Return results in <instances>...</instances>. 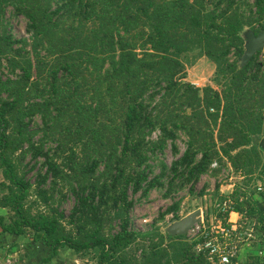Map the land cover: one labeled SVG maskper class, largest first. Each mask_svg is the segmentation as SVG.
<instances>
[{"label": "trees", "instance_id": "1", "mask_svg": "<svg viewBox=\"0 0 264 264\" xmlns=\"http://www.w3.org/2000/svg\"><path fill=\"white\" fill-rule=\"evenodd\" d=\"M9 7L27 18L31 42L13 37ZM247 27L264 29V0H0V69L6 62L15 75L0 78V208L11 212L9 221L0 214V233L41 241L52 251L45 260L68 246L83 255L97 250V264H131L125 251L143 233L131 225L130 192L193 190L225 158L246 181L260 179L264 63L258 51L239 65ZM194 49L215 64L222 90L184 80L180 56ZM36 117L42 123L34 128ZM157 130L159 138L149 139ZM180 131L188 136L183 154L150 177L151 154L168 141L177 152ZM50 140L55 148L46 147ZM19 151L32 167L41 163L35 187L19 171ZM60 185L75 198L69 215ZM238 191L234 211L263 223L264 212ZM31 195L46 210L33 211ZM113 219L118 229L108 231L105 221ZM157 235L163 243L165 235ZM178 247L184 264H209L194 241ZM151 256L160 261L163 254Z\"/></svg>", "mask_w": 264, "mask_h": 264}, {"label": "rangeland", "instance_id": "2", "mask_svg": "<svg viewBox=\"0 0 264 264\" xmlns=\"http://www.w3.org/2000/svg\"><path fill=\"white\" fill-rule=\"evenodd\" d=\"M12 7L6 9L5 18L9 22V29L15 39L26 38L28 43L32 41L31 33L27 30L28 20L25 16H14L12 15ZM253 31L251 28H246L243 32L245 37V44L248 41V34ZM20 44L17 45V47ZM27 49H31V45H27ZM246 50V49H245ZM45 51H43V54ZM182 61L186 64V77L184 80L190 81L196 87H205L207 85L213 86L216 90L223 89L224 79L217 77L216 66L215 64L206 56H201L198 49H194L188 53L182 54ZM231 59H235V56H231ZM259 60L264 63V52H261L259 55ZM244 60L240 59L239 65L242 66ZM6 76L15 77L14 74L9 73L4 62V67L0 69V78H6ZM42 121L40 117H36L33 127L36 128L41 125ZM217 131L215 130V137H217ZM160 131H155L149 139L157 140L159 138ZM41 134L37 135L36 138H40ZM188 136L183 131L179 132V138L176 140L177 152L172 148V144L168 141L166 147L163 150H158L156 153L151 154L149 163L151 169L149 171L150 177H153L160 173L162 165L165 164L168 168L171 167L174 160L178 159L186 149V141ZM57 142L49 141L46 145L47 148H55ZM78 152L79 157L83 155L81 151L82 147H75ZM67 152H65L66 155ZM226 160V159H225ZM15 161L18 165L19 171L21 173L27 174V179L31 181L33 187L36 186L37 174L40 170L41 163L37 164L35 167V161L31 160L30 155H23L22 151H19L15 154ZM41 162L43 159L40 160ZM218 161L220 165L219 160ZM225 169L226 166L222 165ZM103 168V166H102ZM235 170V169H234ZM45 168L43 169V172ZM2 171L0 170V175ZM256 175V174H255ZM230 178L229 171H223L220 167H210V171L207 174H204L200 181L195 185V187L190 189V184H185L181 186L176 191L172 192V195L167 197L165 196L166 188H155L152 189L149 194L146 196L142 195L141 192L133 194L130 192V197L135 201V207L131 212V225L132 228L138 232H142L143 235L139 236L137 240L125 251V255L130 260L131 264H184L185 259L182 257V254L179 252L178 243L180 241L190 242V238L187 235H184V238L172 240L166 233L167 227L180 218L187 216L188 214L201 209L204 213L205 219L210 221L211 216H216L218 214V209L216 204L223 199L224 194L221 195L219 186L224 180ZM247 179V178H246ZM51 178L49 179L46 187H49L51 184ZM256 180L252 179L251 181H246L247 186L245 185V180L237 182L241 185L244 184L248 187L249 190H256ZM251 184V185H250ZM52 185V184H51ZM63 191L67 194L66 198L63 200L61 209L65 210L66 215H69L72 207L75 203L74 196L67 192V187L60 185ZM253 189V190H252ZM237 190V189H236ZM232 196H235V192ZM241 188H239V193ZM5 191L0 190V196H2ZM57 197L60 196L59 193L56 194ZM35 196L31 195L29 198V204L32 206L33 211L46 210L44 205L35 201ZM176 201H180L179 208L175 213H168L163 218H160V214L164 212L170 205L174 204ZM0 214H5L7 221L11 217V212L9 208L1 209ZM106 227L109 231H114L118 229V222L113 219L112 221L106 220ZM110 222H112L113 228L110 229ZM151 233V236L147 235ZM161 233L165 235L163 243L161 242L160 237L157 235ZM156 245V246H155ZM153 251H161L163 254L161 260L159 261L156 257H152L151 253ZM88 263L97 264L96 256L98 255L97 250H90L84 254Z\"/></svg>", "mask_w": 264, "mask_h": 264}, {"label": "built area", "instance_id": "3", "mask_svg": "<svg viewBox=\"0 0 264 264\" xmlns=\"http://www.w3.org/2000/svg\"><path fill=\"white\" fill-rule=\"evenodd\" d=\"M212 167L229 171L230 177L234 171L233 167L227 166L224 169L218 161H214ZM262 187L259 185L258 190L261 191ZM234 205L235 200L232 195H226L216 204L218 214L211 216L210 221L205 219L202 212V221L195 223L188 232L190 241L195 242V250L204 254L209 264H262L260 258L264 259V229L260 234L256 224H249L248 218L242 214L240 220L231 219ZM260 240L262 243L257 254L259 261L254 262L241 257L243 244L251 246ZM15 262L13 257L0 255V264H15Z\"/></svg>", "mask_w": 264, "mask_h": 264}, {"label": "crops", "instance_id": "4", "mask_svg": "<svg viewBox=\"0 0 264 264\" xmlns=\"http://www.w3.org/2000/svg\"><path fill=\"white\" fill-rule=\"evenodd\" d=\"M257 141L264 157V132ZM224 166L233 167L227 159L225 160ZM3 180L4 176L2 173L0 175V182ZM242 180L246 181L245 176L234 170L231 177L220 184L218 189L221 192L220 194H224V196L232 195L236 189L241 188L244 192V197L246 195L250 197L255 208L264 212V173L261 174L260 179L256 180L255 191L249 190L248 187L242 183L241 185L237 183ZM259 185L263 186L261 191L258 190ZM240 216L241 213L239 211H234L230 215V218L233 220H240ZM248 223L256 224L258 232L260 234L263 232L264 221L262 223L257 216L251 217L250 219L248 218ZM261 243L262 240H260V242L256 241L251 246L243 244L240 253L241 257L254 262H256L257 259L259 261V256L257 254ZM51 253L52 251L41 241H33L30 236L0 233V255L13 257L16 261L15 264H89L87 259H84L86 257L85 255L76 253L68 246L61 247L55 256L51 257L49 260H45L50 257ZM260 261L263 262L264 259L260 258Z\"/></svg>", "mask_w": 264, "mask_h": 264}, {"label": "water", "instance_id": "5", "mask_svg": "<svg viewBox=\"0 0 264 264\" xmlns=\"http://www.w3.org/2000/svg\"><path fill=\"white\" fill-rule=\"evenodd\" d=\"M245 52L242 55L244 60L243 64H246L258 51H264V29L258 34L251 31L248 34V41L245 44ZM202 221V210L188 214L187 216L175 220L167 227V232L172 236H184L187 235L191 227Z\"/></svg>", "mask_w": 264, "mask_h": 264}, {"label": "flooded vegetation", "instance_id": "6", "mask_svg": "<svg viewBox=\"0 0 264 264\" xmlns=\"http://www.w3.org/2000/svg\"><path fill=\"white\" fill-rule=\"evenodd\" d=\"M262 52H264V51H262Z\"/></svg>", "mask_w": 264, "mask_h": 264}]
</instances>
